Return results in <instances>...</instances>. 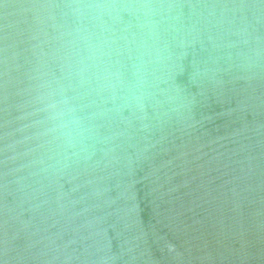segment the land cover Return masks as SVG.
<instances>
[{
    "label": "water",
    "instance_id": "water-1",
    "mask_svg": "<svg viewBox=\"0 0 264 264\" xmlns=\"http://www.w3.org/2000/svg\"><path fill=\"white\" fill-rule=\"evenodd\" d=\"M0 264H264V0H0Z\"/></svg>",
    "mask_w": 264,
    "mask_h": 264
}]
</instances>
